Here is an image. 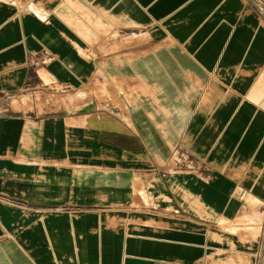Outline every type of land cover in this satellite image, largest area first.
<instances>
[{"label": "crops", "instance_id": "obj_1", "mask_svg": "<svg viewBox=\"0 0 264 264\" xmlns=\"http://www.w3.org/2000/svg\"><path fill=\"white\" fill-rule=\"evenodd\" d=\"M0 264H264V14L0 0Z\"/></svg>", "mask_w": 264, "mask_h": 264}, {"label": "rangeland", "instance_id": "obj_2", "mask_svg": "<svg viewBox=\"0 0 264 264\" xmlns=\"http://www.w3.org/2000/svg\"><path fill=\"white\" fill-rule=\"evenodd\" d=\"M251 5L260 10L264 14V0H247Z\"/></svg>", "mask_w": 264, "mask_h": 264}]
</instances>
